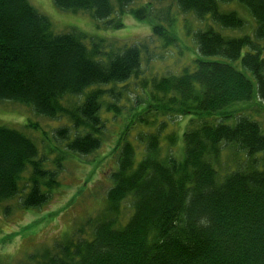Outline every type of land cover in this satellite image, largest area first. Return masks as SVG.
<instances>
[{"label":"trees","instance_id":"obj_1","mask_svg":"<svg viewBox=\"0 0 264 264\" xmlns=\"http://www.w3.org/2000/svg\"><path fill=\"white\" fill-rule=\"evenodd\" d=\"M117 1L118 9L113 0H54L62 10L89 12L105 28L124 26L122 15L130 11L152 23L163 45L177 44L170 8L162 12L151 3L133 8L134 0ZM171 1L199 20L210 16L220 30L197 31L199 54L191 65L154 76L152 91L134 100L136 125L151 132L142 127L138 145L130 141L132 128L120 138L107 207L92 223L91 236L78 231L76 238L30 254L23 264H264V124L242 107L252 102L264 107V0ZM233 2L254 19L252 34H224L245 26L236 11L221 8ZM146 47L106 49L102 39L55 32L29 0H0V101L69 122L51 131L54 147L65 148L50 166L33 137L0 124V202L21 195L23 208L41 207L57 184L54 167L60 169L70 154L101 147L103 99L111 97L106 111L117 113ZM147 84L142 80L143 88ZM173 117L190 118L178 155L172 152L180 143L177 132L165 133ZM43 138L50 140L45 131ZM128 199L133 212L121 223Z\"/></svg>","mask_w":264,"mask_h":264},{"label":"rangeland","instance_id":"obj_2","mask_svg":"<svg viewBox=\"0 0 264 264\" xmlns=\"http://www.w3.org/2000/svg\"><path fill=\"white\" fill-rule=\"evenodd\" d=\"M29 1L39 12L50 18L55 32L77 31L94 40L102 39L106 49L112 47L116 49L134 43L140 45L145 43L147 47L142 52L138 76L132 77L127 82V94L122 93L120 101H117V113L106 111V107L112 104V98L103 99L101 115L105 118L106 129L101 135V147L90 154H70L60 169L54 167L57 170L55 178L57 184L50 190L51 198L48 203L41 207L25 209L21 206V195L0 202V264H23L28 261L30 254L39 253L66 238H76L75 236L79 235L78 231L84 230L80 234L81 237L91 236L92 223L107 207V192L112 185L111 173L117 167L120 138L128 127L132 128L130 141L138 145V141L141 143L140 140H136L139 130L143 127L151 132L146 125H136L134 100L137 96L142 100L147 97L152 91L149 82L154 76L161 78L162 75L178 74L185 66L191 65L192 59L199 54L195 42L197 31L208 27L220 30L219 24L210 16L199 20L192 13H183L171 0H134L130 7L137 8L144 3H151L156 11L168 12L165 9L170 8V15L174 16L172 29L178 40L176 45L166 47L161 38L153 35L152 23L138 19L130 11L122 15L124 26L115 29L103 27L102 23L89 12L75 13L62 10L54 0ZM113 3L118 9V1L113 0ZM223 5L222 9L236 11L245 21L244 28L227 29L223 31L224 34L236 37L244 33H253L255 21L243 5L238 2ZM160 14L163 17L165 15ZM117 15L116 12L114 16ZM168 23L169 21H166L165 25ZM142 80H148L145 88L141 85ZM102 88L110 89V86ZM242 107L245 108L243 111L245 114L261 119L264 124V107L253 102L246 103ZM189 119V117H173L165 131V133L172 130L177 132L180 143L173 147L172 152L175 155H178L181 149L183 132ZM66 123L69 122L65 118L50 120L35 113L31 107L11 101H0V124L19 129L33 137L40 153L49 158L47 162L49 166L55 153L58 155L57 150L65 148L63 144L54 147L55 140L51 139V131ZM43 131L49 134L50 140L43 138ZM162 137V143L168 140L165 135ZM163 146H167L165 142ZM165 151L166 149H163V152ZM140 157L138 153V161ZM260 168L264 166L260 165ZM131 204L130 199L123 203L119 216L121 223L126 222L133 212Z\"/></svg>","mask_w":264,"mask_h":264}]
</instances>
